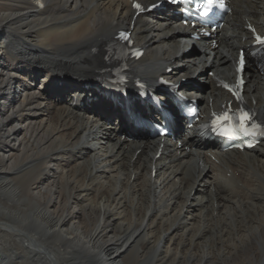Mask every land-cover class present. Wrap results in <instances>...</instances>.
<instances>
[{
  "label": "bare ground",
  "instance_id": "6f19581e",
  "mask_svg": "<svg viewBox=\"0 0 264 264\" xmlns=\"http://www.w3.org/2000/svg\"><path fill=\"white\" fill-rule=\"evenodd\" d=\"M33 1L0 0V264H264V145L222 153L178 117L157 159L158 137L112 124L110 102L94 87L89 107L81 85L112 67L105 46L124 36L145 49L129 68L152 85L173 62L183 68L172 80L206 64L229 77L251 43L246 23L264 26V0H231L215 42L190 55L169 11L153 27L132 0ZM56 82L59 97H46ZM203 82L191 86L205 92L202 110L231 99ZM246 96L264 119V69Z\"/></svg>",
  "mask_w": 264,
  "mask_h": 264
},
{
  "label": "rangeland",
  "instance_id": "374dc122",
  "mask_svg": "<svg viewBox=\"0 0 264 264\" xmlns=\"http://www.w3.org/2000/svg\"><path fill=\"white\" fill-rule=\"evenodd\" d=\"M33 2H36V0H34ZM36 6H41V5H40V3L37 2V3H36ZM150 22H151V25H152L153 27H156V26H157V22H156V20H154V19H150ZM173 66H174V65H173ZM248 70H249L250 72H252V71H256L255 68H254L253 66L248 67ZM202 80H203V79H201L200 82H201V83H204ZM19 127H20V125H18V128H19ZM96 152H97V154H98V157H100V156H99V155H100V154H99V147H98V149H97ZM208 188H209V189H208V191H209L211 188H210V186H208ZM165 193H166V192L161 193V191H160V195H161V197H163V196L165 195ZM162 194H163V195H162ZM206 195L209 197V194L206 193ZM171 215H173V216L177 215V216H178V212H174V211H173V212L171 213Z\"/></svg>",
  "mask_w": 264,
  "mask_h": 264
},
{
  "label": "snow or ice",
  "instance_id": "6c2138e0",
  "mask_svg": "<svg viewBox=\"0 0 264 264\" xmlns=\"http://www.w3.org/2000/svg\"><path fill=\"white\" fill-rule=\"evenodd\" d=\"M209 4L213 3V0H208ZM134 7H136L137 9H139L141 6L139 4H135ZM126 39V37H123ZM255 39L257 41H259L260 43H264V37H260V36H256ZM229 117L227 116V114L223 117L224 120H227ZM247 118V114L245 113L241 119L244 120Z\"/></svg>",
  "mask_w": 264,
  "mask_h": 264
}]
</instances>
